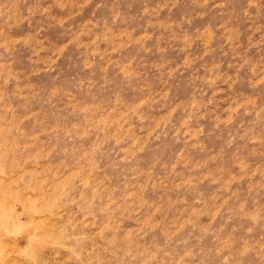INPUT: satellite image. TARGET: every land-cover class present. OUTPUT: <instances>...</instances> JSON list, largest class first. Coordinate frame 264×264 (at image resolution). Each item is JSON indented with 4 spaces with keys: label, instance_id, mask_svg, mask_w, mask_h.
Here are the masks:
<instances>
[{
    "label": "rangeland",
    "instance_id": "obj_1",
    "mask_svg": "<svg viewBox=\"0 0 264 264\" xmlns=\"http://www.w3.org/2000/svg\"><path fill=\"white\" fill-rule=\"evenodd\" d=\"M0 264H264V0H0Z\"/></svg>",
    "mask_w": 264,
    "mask_h": 264
}]
</instances>
